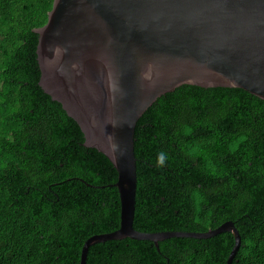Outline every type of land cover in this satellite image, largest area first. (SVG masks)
Here are the masks:
<instances>
[{"label": "trees", "instance_id": "16d2710c", "mask_svg": "<svg viewBox=\"0 0 264 264\" xmlns=\"http://www.w3.org/2000/svg\"><path fill=\"white\" fill-rule=\"evenodd\" d=\"M53 0H0V264H80L86 241L120 228L118 174L86 147L40 87L38 35ZM195 145L196 157L185 154ZM169 154L164 168L156 154ZM134 228L207 233L232 222V264H264V101L241 89L184 85L159 98L135 133ZM235 239L107 241L86 264H227Z\"/></svg>", "mask_w": 264, "mask_h": 264}, {"label": "water", "instance_id": "95a60500", "mask_svg": "<svg viewBox=\"0 0 264 264\" xmlns=\"http://www.w3.org/2000/svg\"><path fill=\"white\" fill-rule=\"evenodd\" d=\"M38 35L39 85L74 120L85 146L109 159L118 179L120 228L89 238L159 243L231 233L232 264L242 238L232 222L207 233L134 228L135 133L161 97L190 85L241 89L264 101V0H53Z\"/></svg>", "mask_w": 264, "mask_h": 264}, {"label": "clouds", "instance_id": "9594fccd", "mask_svg": "<svg viewBox=\"0 0 264 264\" xmlns=\"http://www.w3.org/2000/svg\"><path fill=\"white\" fill-rule=\"evenodd\" d=\"M185 154L190 156V157H196L200 150L195 146H185ZM170 160L169 154L165 151H160L156 154L155 157V166L157 168H164L165 166H167L168 162Z\"/></svg>", "mask_w": 264, "mask_h": 264}]
</instances>
